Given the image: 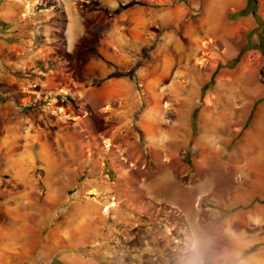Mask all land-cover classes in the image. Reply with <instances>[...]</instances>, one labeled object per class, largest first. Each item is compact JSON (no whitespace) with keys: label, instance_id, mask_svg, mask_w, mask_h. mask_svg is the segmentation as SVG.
<instances>
[{"label":"rangeland","instance_id":"1","mask_svg":"<svg viewBox=\"0 0 264 264\" xmlns=\"http://www.w3.org/2000/svg\"><path fill=\"white\" fill-rule=\"evenodd\" d=\"M244 2L0 0V264H264Z\"/></svg>","mask_w":264,"mask_h":264},{"label":"trees","instance_id":"2","mask_svg":"<svg viewBox=\"0 0 264 264\" xmlns=\"http://www.w3.org/2000/svg\"><path fill=\"white\" fill-rule=\"evenodd\" d=\"M125 6H119L116 11H120L124 8ZM252 14L254 17H255V20H256V28H255V31L257 36H258V39H259V42L257 44H253V48L255 49H258L263 55H264V18L262 17V15L260 14L259 12V7H258V0H246V4L243 8L241 9H238L236 10L235 12L233 13H229L228 14V17L231 18V19H235V18H238V17H242V16H245L247 14ZM250 49V46L249 44L245 45L241 51L239 52V54L233 58L230 62H229V66L230 67H234L236 65V63L239 61L241 55L243 54V52H245L246 50ZM215 74V72H214ZM214 74L212 75V77L214 76ZM213 82V79L210 80V83ZM204 90V87L202 88V92ZM264 98V95L263 97L259 98L256 103L258 101H260L261 99ZM192 126H193V129L196 130V111L193 112L192 114ZM55 263L57 264H63L62 262L60 261H55Z\"/></svg>","mask_w":264,"mask_h":264},{"label":"clouds","instance_id":"3","mask_svg":"<svg viewBox=\"0 0 264 264\" xmlns=\"http://www.w3.org/2000/svg\"><path fill=\"white\" fill-rule=\"evenodd\" d=\"M194 250H195V244H194ZM191 264H204L203 260L199 258H194L191 261ZM224 264H243V261H240L239 259H233L231 261H225Z\"/></svg>","mask_w":264,"mask_h":264},{"label":"bare ground","instance_id":"4","mask_svg":"<svg viewBox=\"0 0 264 264\" xmlns=\"http://www.w3.org/2000/svg\"><path fill=\"white\" fill-rule=\"evenodd\" d=\"M205 26V25H204ZM201 27H203V26H201ZM1 228V227H0ZM2 229V228H1ZM0 229V239L2 240L3 239V237H4V232H2V230Z\"/></svg>","mask_w":264,"mask_h":264},{"label":"crops","instance_id":"5","mask_svg":"<svg viewBox=\"0 0 264 264\" xmlns=\"http://www.w3.org/2000/svg\"><path fill=\"white\" fill-rule=\"evenodd\" d=\"M244 3L246 4V0H245V2H244ZM245 4H244V6H245ZM244 6H243V7H244Z\"/></svg>","mask_w":264,"mask_h":264}]
</instances>
